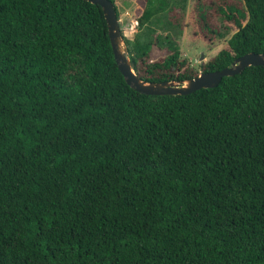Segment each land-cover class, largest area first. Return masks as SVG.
<instances>
[{
    "label": "trees",
    "instance_id": "16d2710c",
    "mask_svg": "<svg viewBox=\"0 0 264 264\" xmlns=\"http://www.w3.org/2000/svg\"><path fill=\"white\" fill-rule=\"evenodd\" d=\"M239 2L215 7L217 26L196 6L204 35H229L200 72L264 53V0ZM174 8L145 0L123 38L144 81L197 75ZM152 45L166 55L149 60ZM0 264H264V66L141 94L98 5L0 0Z\"/></svg>",
    "mask_w": 264,
    "mask_h": 264
},
{
    "label": "rangeland",
    "instance_id": "374dc122",
    "mask_svg": "<svg viewBox=\"0 0 264 264\" xmlns=\"http://www.w3.org/2000/svg\"><path fill=\"white\" fill-rule=\"evenodd\" d=\"M117 9V21L122 38L131 40L137 31L136 19L140 15L145 0H113ZM184 4V9H172L168 13L171 22H178L181 26L180 32L177 34L176 43L179 48L180 59H185L186 63L192 67L197 75L200 72L199 65L212 57L217 51L226 47V35L220 39H209L199 28L196 19V6L207 5L206 9L207 21L211 26H217L218 19L215 7L224 3L239 4V0H180ZM162 21L157 22L154 27L155 33L165 34L166 30L161 29ZM175 29L169 30L172 35ZM166 55L165 49H159L152 45L150 48L149 60H160Z\"/></svg>",
    "mask_w": 264,
    "mask_h": 264
},
{
    "label": "water",
    "instance_id": "95a60500",
    "mask_svg": "<svg viewBox=\"0 0 264 264\" xmlns=\"http://www.w3.org/2000/svg\"><path fill=\"white\" fill-rule=\"evenodd\" d=\"M101 8L114 62L125 82L135 91L146 95L188 94L200 88L215 87L223 76H231L247 66L263 65L264 53L248 52L234 58L227 67L198 75L183 81L147 82L136 76L127 54L126 45L119 30L115 11L109 0H86Z\"/></svg>",
    "mask_w": 264,
    "mask_h": 264
}]
</instances>
